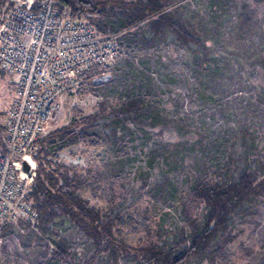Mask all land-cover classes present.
<instances>
[{"label":"rangeland","instance_id":"obj_1","mask_svg":"<svg viewBox=\"0 0 264 264\" xmlns=\"http://www.w3.org/2000/svg\"><path fill=\"white\" fill-rule=\"evenodd\" d=\"M166 3L169 11L181 8L184 21L199 28L206 46L213 54L216 64L208 65L217 69V75L204 93L206 96L212 95L214 101H208L204 107L198 103L207 78H197L185 67V64L190 65L191 56L168 34L161 40L156 39L155 46L139 55L134 73L137 74L142 69L153 78L155 85H158L154 87L158 99L163 101L165 117L175 120L187 116L189 118L184 126H176L175 123L159 125L149 131L150 140L145 145L142 144V137H128V143H125L119 141V137L114 139L106 131L96 129V136L87 137L57 152L54 144L58 139L50 141L54 133L69 126H77L83 118L97 113L101 101H106L108 110L119 103L123 86L115 80L114 75L109 74L113 69L109 68L92 77L96 78V84H105L100 96L92 86L93 80L89 79L60 99V111L52 120L49 134L42 141L35 156L34 184L39 176L45 180L48 174H54L62 185L63 182L55 171L58 166L70 167L73 169L72 173L86 179L76 194L103 213H107L108 203L95 188L103 189L114 184L119 201L122 202L121 208L117 210L120 216L133 217L138 221L133 224L136 231L129 224L114 228L122 231L131 245H137L140 241H159V231L167 232L163 233V240L171 243V247L174 246V238L168 232L179 233L184 228L191 235V228L174 208V199L168 205H155L151 196L146 194L151 186L161 181L162 174H168L177 196H183L189 192L188 179L191 177L204 176L210 181L227 180L236 163L242 162L244 157H247L248 164L254 159L264 164V73L261 71L264 59V2L167 0ZM243 12L252 16L253 25L249 33L242 35L236 30V26ZM82 14L96 17L91 13ZM147 28V23L142 22L136 30L147 34ZM103 74L105 75L101 76ZM8 80L11 82L6 77L0 80L2 123L4 120L6 122V113L14 96V88ZM128 125L136 130L133 123L129 122ZM243 131L250 133L247 140L254 147L248 155L245 144L241 142L236 149L233 148L235 136ZM155 143H161L168 153L149 167L145 153ZM125 156L136 159L115 168L117 162ZM251 167L254 169L253 165ZM141 168L151 172L150 182L146 187L140 177ZM263 176L260 171L259 177ZM98 178L100 181L95 182ZM30 202L35 217L37 214L34 198ZM166 211L170 214H166ZM205 212L204 205L197 210L196 217L200 223L204 222ZM141 216L150 217V234L141 225ZM165 220L167 222L163 224ZM228 233L236 236L226 246L231 256L229 264H264V196L249 208L247 215L234 217ZM19 242V238L0 237L1 264H62V260L50 251L48 244H39L34 239L29 248H24ZM4 244L8 246L6 252L3 250ZM75 249H71L67 255L70 264H102L105 259L104 255H99L91 260L95 248L86 236L82 237ZM181 253L180 250L176 252L177 255ZM189 264H210V261L208 257L194 256Z\"/></svg>","mask_w":264,"mask_h":264},{"label":"trees","instance_id":"obj_2","mask_svg":"<svg viewBox=\"0 0 264 264\" xmlns=\"http://www.w3.org/2000/svg\"><path fill=\"white\" fill-rule=\"evenodd\" d=\"M63 1L70 5L75 15L95 14L96 18L94 17L93 20L101 32L107 34L122 33L126 30L128 32L120 39L123 57L109 72L123 86L119 103L108 110L106 101H101L98 104L97 113L83 118L77 126H69L54 133L50 141L58 139V142L54 144L57 152L87 137L96 136V129L106 131L109 137L114 139L119 137V141H125V143H128V137L133 139L142 137L144 139L142 144L145 145L150 140L149 131L151 129L170 123L181 126L186 124L189 118L187 116L175 120L165 117L163 101L158 99V93L154 88L158 85H155L151 76L142 69H139L137 74L134 73L139 55L155 46L156 39L161 40L168 34L191 56L190 65L185 64V67L191 70L195 77L207 78L198 103L204 107L208 101H214L212 95L206 96L204 92L217 75V69L208 65L215 63V59L206 46L204 37L199 33V28L184 21L181 8L169 11L166 5L167 0ZM257 1L264 2V0ZM5 3L6 0H0V14ZM142 22L148 25L147 34H141L136 30ZM252 25V16L243 12L236 30L242 35L247 34L252 29ZM262 61L261 71L264 73V59ZM0 68V80L3 77L9 79L8 73L2 67ZM102 72L93 69L84 75V80L88 81ZM95 79H92V86L100 96L105 84H96ZM9 84H11L10 81ZM175 102L177 103V100ZM129 122L133 123L136 130L129 127ZM4 123L6 124L5 120ZM4 123L0 122V151L5 148L6 125ZM247 138H250V133L247 131L235 136L233 148L236 149V146H239L238 143L241 142L245 144V152L248 155L254 147L250 145ZM167 153L166 147L161 143H155L145 153L149 167H152V163L157 162ZM246 158L236 163L227 180L210 181L204 176L189 178L190 189L183 196H177L176 189L169 182L167 173L162 174L161 181L146 191L155 205H168L174 199V208L192 230L191 235H188L184 228H181L179 233L168 232L174 238L173 247L171 243L163 240V233H167L166 231H159V241L151 240L148 243L140 241L137 245L129 244L123 232L114 230V228L129 224L136 231L133 224L138 221L133 217L120 216L118 211L122 202L119 201V194L116 193L114 184L107 185L103 189L95 188L100 191L101 197L108 203L107 213H103L90 206L88 200L76 194L77 189L85 183L86 179L72 173V168L62 166H58L55 171L61 178L62 185L59 184L54 174H48L45 180L39 176L31 189L30 194L36 206V222L32 224L31 221L24 220L17 223L5 221L1 225L0 237L19 238V245L24 248H29L34 239L39 244H48L50 251L62 260V264H70L67 258L69 251L71 249L75 251V247L85 236L91 240L95 248L91 260L96 256L104 255L105 259L102 264H121V262L126 264H189L194 256L208 257L210 264H229L231 256L226 246L236 239V236L228 233L234 217L247 215L249 208L264 196V176L259 177L260 171L264 174V164L254 159L250 163L254 166L253 169ZM135 159V157L125 156L117 162L115 168ZM40 171L42 172V169ZM150 173V170L141 168L140 177L145 187L150 182ZM99 181L100 178L95 179V182ZM201 205L206 208L202 223L196 217ZM166 214L170 212L166 211ZM139 220L150 234V217L141 216ZM166 222L167 220L163 221V224ZM71 238H73L72 242H70ZM7 247L6 244L3 245L5 252ZM177 250L182 253L177 255ZM55 262L58 261L55 260Z\"/></svg>","mask_w":264,"mask_h":264},{"label":"built area","instance_id":"obj_3","mask_svg":"<svg viewBox=\"0 0 264 264\" xmlns=\"http://www.w3.org/2000/svg\"><path fill=\"white\" fill-rule=\"evenodd\" d=\"M93 18L74 15L63 0H6L2 8L0 67L14 96L0 151V229L5 221L36 222L30 202L35 156L60 99L81 86L87 72H104L123 57L120 39L126 31L101 32Z\"/></svg>","mask_w":264,"mask_h":264},{"label":"water","instance_id":"obj_4","mask_svg":"<svg viewBox=\"0 0 264 264\" xmlns=\"http://www.w3.org/2000/svg\"><path fill=\"white\" fill-rule=\"evenodd\" d=\"M24 166H25V170H29V165L26 162H24Z\"/></svg>","mask_w":264,"mask_h":264},{"label":"bare ground","instance_id":"obj_5","mask_svg":"<svg viewBox=\"0 0 264 264\" xmlns=\"http://www.w3.org/2000/svg\"><path fill=\"white\" fill-rule=\"evenodd\" d=\"M32 166H33V164H32Z\"/></svg>","mask_w":264,"mask_h":264},{"label":"crops","instance_id":"obj_6","mask_svg":"<svg viewBox=\"0 0 264 264\" xmlns=\"http://www.w3.org/2000/svg\"><path fill=\"white\" fill-rule=\"evenodd\" d=\"M13 88V87H12Z\"/></svg>","mask_w":264,"mask_h":264}]
</instances>
